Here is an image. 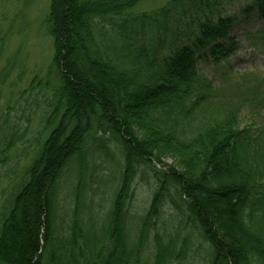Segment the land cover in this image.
<instances>
[{
  "label": "trees",
  "instance_id": "16d2710c",
  "mask_svg": "<svg viewBox=\"0 0 264 264\" xmlns=\"http://www.w3.org/2000/svg\"><path fill=\"white\" fill-rule=\"evenodd\" d=\"M142 1L50 0L56 84L40 131L52 130L0 215V264H175L195 237L207 245L205 264H264V120L243 125L238 111L264 106V78L242 75L236 85L245 92L222 103L227 109L196 68L198 54L218 63L238 50L229 36L235 18L226 14L234 0H169L134 14ZM255 10L264 19V0L242 13ZM9 74L0 68V94ZM36 82L50 86L34 79L31 91ZM10 110L0 124V166L25 136ZM40 131L20 155L41 145ZM108 143L123 158L111 207L102 216L85 195L99 166L80 167L68 223L61 222L64 171L86 150L115 160ZM138 176L155 190L134 214ZM169 209L185 217L173 230Z\"/></svg>",
  "mask_w": 264,
  "mask_h": 264
},
{
  "label": "rangeland",
  "instance_id": "374dc122",
  "mask_svg": "<svg viewBox=\"0 0 264 264\" xmlns=\"http://www.w3.org/2000/svg\"><path fill=\"white\" fill-rule=\"evenodd\" d=\"M168 1L144 0L132 12L135 14L159 8ZM253 1L234 0L227 7L226 14L235 18L229 30V36L239 43L238 50L232 56L216 63L208 56L196 55V68L199 74L213 84V89H216L217 93L212 99H218L221 101L218 103L221 104L227 102L226 104L231 106L234 100H236L234 103L238 101L239 93L245 92L244 85H236V82H241V77L245 73H254L264 78V47L262 46L264 35L259 34L264 28V19L257 10L248 15L242 13V10ZM49 5L50 0H0V68L9 66L10 70L7 80L1 86L3 90L0 94V124L5 119L3 114L8 111V107H11V122L16 125L18 133L25 134L24 139L19 141L15 149L10 152V164L0 166V215L10 206L12 195L27 181L26 170L38 156L49 136L48 133L50 134L52 130V127H49L45 131H40L42 130L41 124H43L42 117H44L41 113L49 110L47 102L50 99L54 100L53 86L56 84L54 69L51 68L53 40L49 35L46 22ZM225 76L228 79L224 81ZM34 79L44 83L50 81V86H38L36 82L31 91L29 88ZM25 90L27 92L22 94ZM238 111L245 118L243 125L254 122L257 127L264 120V106L253 109L246 103ZM213 114L216 112L213 111ZM39 131L42 132L40 137L44 139L41 145L37 143L31 150H27L25 157L20 155L26 150H21L22 148L31 146L32 143H26L32 140ZM108 144L114 148L113 144ZM90 146L92 148V144ZM17 151L19 156L16 155ZM111 151L115 160H106L100 152L96 156L95 153L86 150L87 153L81 160L76 159L68 165L61 179V222L68 223L69 220L78 169L81 167L83 172L85 169L87 171L89 166H96L95 163L99 166L98 176L95 178L97 181L88 185L86 178L85 195L87 198L93 197L102 216L109 210L118 187L120 166L123 163L119 150L114 148ZM165 162L172 163V160L166 159ZM155 164L159 169L166 170L164 165ZM11 168L13 170L8 172ZM154 190L152 179L147 182L138 176L134 185V198L131 202L132 213L141 214L149 206ZM172 215H177L178 218H172ZM184 218L174 209H169L165 217L167 226L172 230L174 226H177L178 221ZM100 234L102 235L103 232ZM201 241L199 238H193L188 256L175 264H205L208 258L207 245L203 240Z\"/></svg>",
  "mask_w": 264,
  "mask_h": 264
}]
</instances>
